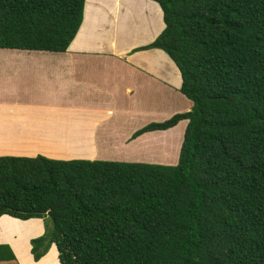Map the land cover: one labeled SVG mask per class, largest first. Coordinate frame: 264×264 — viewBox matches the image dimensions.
Masks as SVG:
<instances>
[{"label": "trees", "instance_id": "16d2710c", "mask_svg": "<svg viewBox=\"0 0 264 264\" xmlns=\"http://www.w3.org/2000/svg\"><path fill=\"white\" fill-rule=\"evenodd\" d=\"M154 1L165 26L131 51L163 50L193 104L131 137L168 156L184 131L178 162L0 155V219L44 220L35 261L54 243L61 264H264V0ZM84 4L0 0V48L66 51Z\"/></svg>", "mask_w": 264, "mask_h": 264}, {"label": "crops", "instance_id": "0c3cea01", "mask_svg": "<svg viewBox=\"0 0 264 264\" xmlns=\"http://www.w3.org/2000/svg\"><path fill=\"white\" fill-rule=\"evenodd\" d=\"M87 5L85 0L81 25L66 51L7 48L25 53L9 64L0 62L14 74L12 79L0 76V115L6 118L0 131L24 136L14 140L15 146L7 141L0 155L108 157L112 146L106 133L113 126L127 128L135 117L164 114L181 93L180 71L163 50L131 51L164 28L156 1L92 0L85 20ZM148 15L154 23L147 22ZM45 255L35 261L29 249V258L15 253V259L0 264H54Z\"/></svg>", "mask_w": 264, "mask_h": 264}, {"label": "rangeland", "instance_id": "374dc122", "mask_svg": "<svg viewBox=\"0 0 264 264\" xmlns=\"http://www.w3.org/2000/svg\"><path fill=\"white\" fill-rule=\"evenodd\" d=\"M90 0H87V2ZM92 3V0H91ZM89 17H90V13H89ZM89 19V18H88ZM149 19L151 21H149ZM86 20V19H85ZM142 23H140L141 25H145L144 22H146L144 19L141 20ZM151 22L154 23V17L152 15H148L147 16V22ZM137 34V33H136ZM138 36V34H137ZM150 36H144V38H149ZM2 49V48H0ZM7 49V48H5ZM8 50V49H7ZM23 53V51H19V50H9V51H0V62H2L5 59V62H7V64L10 63V60L13 59L14 57H20ZM4 71V74H1V71ZM0 76H3L4 78H9L12 79L14 78V74L11 70L4 69L0 66ZM1 81V80H0ZM169 90V89H168ZM19 93L22 94L21 91H19ZM176 98H175V102L172 103V105H170L168 108H166V112H164V114H156V113H151V114H145L141 117H135L134 119H131L129 121V125L126 127H124V125H122V127H119L120 125H116L113 126L111 128V132L106 133L108 134V137L110 138L111 142V146L109 149L110 152L112 151V153L108 154V157H105L104 155H99L97 158L95 159H105V160H115V161H141V162H152V163H162V164H171L174 165L178 162V158H179V150H180V146L183 140V135H184V131H183V135H182V139L180 141L179 147L177 149L176 152L175 148H172V152L173 154L169 153L168 156L165 155L166 154V150L164 145H161V140H162V133H160V142L155 141L156 143H151L149 142L150 137L147 136V138H141V136L136 137L133 140V142L128 141L130 136L132 135V133L137 130L136 129H132L133 125H145L151 121H162L165 120L166 118L170 117L173 113L178 112V111H184V110H188V106L191 108L193 102L188 98L186 99L184 94H181L179 92H176ZM31 98V97H30ZM158 107V106H157ZM155 108L156 110H160L158 108ZM1 112V111H0ZM5 117L0 115V125H5ZM187 125V122L185 123V127ZM185 130V128H184ZM0 133L4 134L2 136H0V141L2 142L0 144V152H3L4 147H5V143L8 141H12V146H15L13 144L14 140H18L20 139L21 136L24 135H15L17 134L16 131L10 132L8 131L7 135L5 133L4 130L0 131ZM23 133V132H20ZM0 134V135H1ZM9 139H7V138ZM141 138V139H139ZM106 146V145H104ZM109 146V145H107ZM162 147V149H161ZM109 148V147H107ZM102 151H104L105 149H101ZM168 150V148H167ZM129 151L131 153H129ZM3 154V153H2ZM162 154V155H160ZM8 155V154H6ZM13 155V154H10ZM106 155V152H105ZM94 156V155H93ZM112 157V158H110ZM114 157V158H113ZM166 157H168V159H166ZM56 158H63L62 156H57ZM42 219V218H41ZM42 227L44 228V220L42 219ZM45 231V230H44ZM43 231V232H44ZM39 233V230L36 229L34 226H30L27 224L22 225L21 227L19 226H13L11 225L10 221L4 220L2 221L0 219V242H8L11 245H15L18 244L21 248L20 251L21 253L15 252L19 257L27 259L28 255L26 253V250H23V246L28 244V242H30V239L34 237H36L37 234ZM16 246V245H15ZM51 248H49V250L47 251L46 255H45V259L48 260H52L54 264H60L59 263V259H58V254L57 251L55 250V248H53V245L51 244L50 246ZM14 248V247H13ZM29 249H31V247H29ZM53 250V251H52ZM56 259V262H55Z\"/></svg>", "mask_w": 264, "mask_h": 264}, {"label": "bare ground", "instance_id": "6f19581e", "mask_svg": "<svg viewBox=\"0 0 264 264\" xmlns=\"http://www.w3.org/2000/svg\"><path fill=\"white\" fill-rule=\"evenodd\" d=\"M87 3H88V5H87V9H86V18H85L86 20H88V18H89L91 0L88 1ZM149 21H151V20L149 19Z\"/></svg>", "mask_w": 264, "mask_h": 264}]
</instances>
